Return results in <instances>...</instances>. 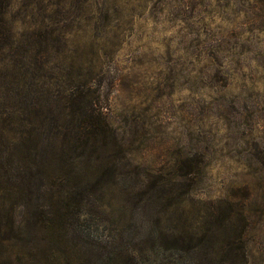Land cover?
Segmentation results:
<instances>
[{"label": "rangeland", "instance_id": "obj_1", "mask_svg": "<svg viewBox=\"0 0 264 264\" xmlns=\"http://www.w3.org/2000/svg\"><path fill=\"white\" fill-rule=\"evenodd\" d=\"M4 19L14 127L80 93L117 138L73 165L67 179L107 161L113 176L60 221L54 171L31 206L0 191L20 238L0 264H264V0H9Z\"/></svg>", "mask_w": 264, "mask_h": 264}, {"label": "trees", "instance_id": "obj_2", "mask_svg": "<svg viewBox=\"0 0 264 264\" xmlns=\"http://www.w3.org/2000/svg\"><path fill=\"white\" fill-rule=\"evenodd\" d=\"M8 2L9 0H0V64H4L6 41L10 38L4 19ZM79 94H71L62 104L63 113L56 110L53 114V108L45 113L42 106L37 107L39 105L27 108L24 117L26 122L20 118L18 128L14 127L15 109H0V191H3L7 198L17 196L26 202L27 206H31L37 203L36 191L40 190L36 183H42L54 171L49 180L55 185V189L45 187L44 190L50 197L47 212L51 221H60L74 208L81 210L83 205L80 196L97 192L101 185L113 176L107 161V164H98L87 179H67L77 161L85 159L95 162L98 155L94 158L93 154L103 147H109L110 143L115 144L117 138L110 132L107 118L100 107ZM1 96L5 98L4 93L0 91V98ZM7 98H10L9 95ZM1 103L0 99V105ZM64 116L68 117L66 122L59 123ZM45 124H49L52 130L53 140L48 143L41 138V130ZM46 144L49 146L46 147ZM6 163L15 166L12 175H8L3 169L2 166ZM66 186L71 189L69 192L65 189ZM70 207H73L71 211ZM54 228L59 230L60 227ZM17 239H20L19 231L15 229L12 211L9 209L3 214L0 213V247H7ZM206 241L207 238H203L193 246H188L187 243L186 247L183 243L175 241L174 245L176 250L187 248L194 251L202 243L205 245ZM239 257L240 262H243L244 256L241 254Z\"/></svg>", "mask_w": 264, "mask_h": 264}]
</instances>
